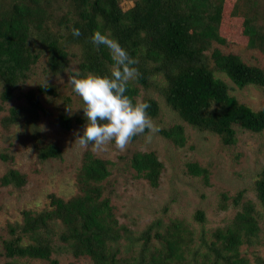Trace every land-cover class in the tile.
<instances>
[{
	"label": "trees",
	"instance_id": "1",
	"mask_svg": "<svg viewBox=\"0 0 264 264\" xmlns=\"http://www.w3.org/2000/svg\"><path fill=\"white\" fill-rule=\"evenodd\" d=\"M122 2L0 0V101H11L19 85L33 74L54 77L79 71L81 75L109 76L114 66L109 50L92 43L93 33L99 30L138 61L134 67L139 76L129 82L125 95L133 103H148L150 118H156L159 111L157 100L148 94L152 89L180 120L216 134L224 145L235 142L232 124L251 132L264 130V104L253 110L237 102L228 94L225 82L214 75L222 73L236 87L255 85L264 90L261 67L218 48L230 39L264 53V0H129L126 7ZM73 28L81 35L74 36ZM70 62L75 69L68 68ZM46 95H56L55 88L45 83L27 88L21 102L5 109L0 124L25 131L38 160H59V145L43 143L38 133V120L49 113L42 105ZM67 100L66 96L58 104L55 122L66 130L85 126L83 118L68 116L60 108L66 107ZM0 110H4L1 104ZM160 129L157 133L163 139L178 147L184 145L186 136L180 123ZM0 157L5 159V155ZM110 164L84 150L74 177L75 193L66 199L48 193L47 207L22 210L20 223L7 224L8 237L0 236L1 264H17L16 258L58 264L53 254L64 251L74 257L86 256L90 264H252L241 256L239 247L256 237L258 213L255 203L243 197V190L232 195L219 193V208L230 201L238 209L227 224L213 229V240L207 244L202 228L194 237L186 228L188 223L176 218L164 222L157 217L134 231L133 224H127L131 221L118 222L109 197L103 195L102 182L110 174ZM129 166L149 186L158 185L163 164L155 152L132 151ZM184 166L185 173L208 183L206 167L195 161ZM24 182L25 176L14 168L0 176L2 186L18 188ZM253 185L264 214V166ZM192 217L204 221L201 209ZM192 238L197 243L189 247ZM255 264H264V259L256 257Z\"/></svg>",
	"mask_w": 264,
	"mask_h": 264
},
{
	"label": "rangeland",
	"instance_id": "2",
	"mask_svg": "<svg viewBox=\"0 0 264 264\" xmlns=\"http://www.w3.org/2000/svg\"><path fill=\"white\" fill-rule=\"evenodd\" d=\"M122 6L129 5V0H121ZM132 1V0H131ZM221 33L224 34L223 30ZM228 39V38H227ZM77 46V45H76ZM222 52H234L250 65H256L264 70V53L258 49H250L241 44L233 43L230 39L219 44ZM77 50V49H76ZM72 52L75 47L72 46ZM75 60V59H73ZM70 70L75 69L74 63H68ZM36 72V71H35ZM34 72V73H35ZM227 85L228 94L235 100L253 110L264 104V90L255 85L236 87L222 73L214 72ZM55 88L56 95H46L43 106L49 110L37 122L38 133L43 143L53 142L61 148V159L40 161L32 148L30 137L22 132L18 126L3 128L0 124V176L8 169L14 168L25 176L21 187L0 185V236L7 238V224L20 223L21 211H39L47 207L48 193H54L63 199L75 193V174L81 161L84 150H89L95 156L111 161L110 174L102 182L103 195H107L113 206L118 222L133 224L130 228L139 230L146 223L160 217L164 222L179 219L188 223V230L197 235L199 229L204 230L203 241L213 240L211 233L215 227L227 224L237 207L228 202L224 209L218 207L219 193L228 195L243 190V197L255 203L258 213L259 230L250 244L243 243L239 249L250 263L255 264V258L264 259V214L257 202L254 191V180L259 170L264 166V130L251 132L237 124H232L235 142L230 145L220 143L216 134L200 130L187 125L180 120L173 110L167 106L162 96L149 89L148 94L157 100L159 111L156 118H151L156 125L167 127L173 123H180L184 128L186 140L183 146H175L163 139L158 133L153 134L151 142H146L149 134L135 136L126 150L116 149L114 142L107 146L106 151H94L89 143L82 148L76 140L77 135L83 133L84 126L73 125L69 130L59 127L54 118L58 111V104L67 96L65 109L68 116L86 118L83 113V101L75 94L66 72L61 76H42L39 73L20 84L9 102H1L4 110H0V117L9 105L21 102L22 93L27 88L38 83H45ZM154 79L162 82L161 76ZM58 108V109H57ZM153 151L162 162L163 168L156 187H151L142 178L136 177L129 166V157L132 151ZM195 161L207 168L208 183L204 184L200 177L185 173V162ZM201 209L204 214L203 223L193 219V212ZM22 242L26 241L23 236ZM197 243L196 238L188 242L192 247ZM201 248L205 249L204 246ZM1 253V251H0ZM58 264H90L86 256L74 257L68 252L53 254ZM4 258L0 255V264ZM17 264H45L44 260L31 258H16Z\"/></svg>",
	"mask_w": 264,
	"mask_h": 264
},
{
	"label": "clouds",
	"instance_id": "3",
	"mask_svg": "<svg viewBox=\"0 0 264 264\" xmlns=\"http://www.w3.org/2000/svg\"><path fill=\"white\" fill-rule=\"evenodd\" d=\"M72 34L81 35L76 28L72 29ZM92 43L109 50L114 66L109 76L92 73L81 75L79 71L68 76L73 91L83 101L86 118L83 133L78 134L76 140L82 148H87L91 143L97 152L106 151L107 146L114 142L115 148L123 152L133 137L147 130L146 142L150 143L153 134L161 130L147 114L150 105L146 102L133 103L125 95L129 82L139 76L134 67L138 61L117 40L99 30L93 33Z\"/></svg>",
	"mask_w": 264,
	"mask_h": 264
}]
</instances>
